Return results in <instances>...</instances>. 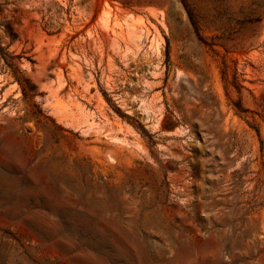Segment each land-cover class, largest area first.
Listing matches in <instances>:
<instances>
[{"label": "rangeland", "instance_id": "rangeland-1", "mask_svg": "<svg viewBox=\"0 0 264 264\" xmlns=\"http://www.w3.org/2000/svg\"><path fill=\"white\" fill-rule=\"evenodd\" d=\"M0 264H264V0H0Z\"/></svg>", "mask_w": 264, "mask_h": 264}]
</instances>
